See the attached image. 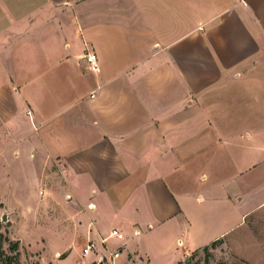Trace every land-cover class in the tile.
<instances>
[{"label":"crops","instance_id":"crops-1","mask_svg":"<svg viewBox=\"0 0 264 264\" xmlns=\"http://www.w3.org/2000/svg\"><path fill=\"white\" fill-rule=\"evenodd\" d=\"M181 3L0 0V164L25 150L59 223L77 224L86 243L117 229L122 255L147 264H179L229 232L193 234L189 219L183 235L147 231L182 215L168 185L179 156L235 155L231 146L211 148L215 139L264 153V0H185L190 9L178 10ZM35 45L47 48L42 62L57 53L61 70L51 74L56 87L44 77L42 97L24 95L28 81L18 90L11 65L19 46ZM243 125L244 133L233 129ZM253 164L264 173V161ZM250 184L262 190L257 178Z\"/></svg>","mask_w":264,"mask_h":264},{"label":"rangeland","instance_id":"rangeland-1","mask_svg":"<svg viewBox=\"0 0 264 264\" xmlns=\"http://www.w3.org/2000/svg\"><path fill=\"white\" fill-rule=\"evenodd\" d=\"M187 1L191 3L192 0ZM193 4L195 6L198 2L194 1ZM189 7L183 0L178 10H189ZM181 30L185 31V27L179 26V34ZM17 49L11 65L14 70L18 68L16 72L19 70V91L24 89L28 81L24 95L34 90L40 94L44 89L45 78L48 81L53 79L54 87L57 86L58 76L51 75L61 72L54 67L57 53H51L50 59L42 62L41 57L46 54L47 48H44L45 52L40 45L19 46ZM88 54L90 52L87 49L85 58ZM77 56L75 59H78ZM67 65L71 66L70 62ZM21 69L24 70L20 72ZM212 124L210 136L218 132V128ZM230 129L225 127L221 134ZM233 129L244 133L249 128L243 125ZM233 145H220L217 139L210 142L211 148L231 146L232 152H235L233 156H217L215 151L209 158L187 160L182 154L176 160V169L168 185L181 203L182 215L160 226L156 223L152 230H147L149 234L153 236L170 230H176L179 235L186 234V219L192 224L190 232L193 234L206 233L211 237L229 230L216 245L191 253L180 264H264V173L258 174L253 168L256 160L264 161V153L255 155L245 144L236 149ZM22 151L25 153L18 158L3 156L0 164V196L4 200L0 198V264H16L15 260L10 262L1 254L15 255L10 249L11 243L19 245L17 264H100L98 253L82 257L86 240L75 237L77 224L71 221L59 223L57 207L43 205L44 189L36 184L29 157L25 150ZM251 178L253 181L257 178V187L262 190H256L255 184H250ZM198 196L203 198L197 199ZM67 200L73 204L71 196ZM246 207H251L252 211L243 217ZM5 216L7 221H3ZM176 225L175 229L172 228ZM140 231L146 234L143 227ZM142 237H138V240L141 241ZM113 242L115 245L120 244H110L109 249H100V254L109 256V252L115 249H120L123 254L126 241ZM104 259L103 264H108V259ZM114 264L147 263L142 258L128 254L126 257L122 255Z\"/></svg>","mask_w":264,"mask_h":264},{"label":"built area","instance_id":"built-area-1","mask_svg":"<svg viewBox=\"0 0 264 264\" xmlns=\"http://www.w3.org/2000/svg\"><path fill=\"white\" fill-rule=\"evenodd\" d=\"M86 61L87 64L89 65L90 69L93 72H97L99 71V65L97 62V58L95 56V54H88L86 56ZM94 97V96H92ZM109 239H116L120 242H123L125 240V236L123 233L119 232L117 229H114L111 231V233L109 234L108 237H105L101 240V243H97L92 239L87 240V243L85 245V247L82 249V257L83 258H87L90 255L99 254V259L98 261L101 262V260H105L104 258L108 259V264H114L122 255V251L120 249H117L116 251H110L109 252V256H107L105 253L100 254V249L105 251L107 247V243ZM98 262V263H99Z\"/></svg>","mask_w":264,"mask_h":264},{"label":"trees","instance_id":"trees-1","mask_svg":"<svg viewBox=\"0 0 264 264\" xmlns=\"http://www.w3.org/2000/svg\"><path fill=\"white\" fill-rule=\"evenodd\" d=\"M218 241H219V240H218ZM218 241L213 242L210 246H214V245H216ZM210 246L205 247L204 250H206V249L209 248ZM10 249H11V251L15 254L14 256L6 255V254L3 253V252H1V254L5 257L6 260H8V261H10V262L13 261V260H15V261H16L15 263L17 264V259H18V256H19V245H18V243H11V244H10ZM179 264H180V263H179Z\"/></svg>","mask_w":264,"mask_h":264},{"label":"water","instance_id":"water-1","mask_svg":"<svg viewBox=\"0 0 264 264\" xmlns=\"http://www.w3.org/2000/svg\"><path fill=\"white\" fill-rule=\"evenodd\" d=\"M3 221H7V217L5 216L4 218H3ZM103 259L101 260V262H100V264H103Z\"/></svg>","mask_w":264,"mask_h":264}]
</instances>
